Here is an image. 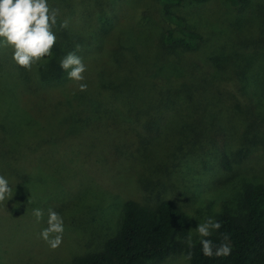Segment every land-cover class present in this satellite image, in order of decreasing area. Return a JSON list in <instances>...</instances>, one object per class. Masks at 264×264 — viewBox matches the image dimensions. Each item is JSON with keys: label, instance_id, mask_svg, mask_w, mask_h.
<instances>
[{"label": "rangeland", "instance_id": "1", "mask_svg": "<svg viewBox=\"0 0 264 264\" xmlns=\"http://www.w3.org/2000/svg\"><path fill=\"white\" fill-rule=\"evenodd\" d=\"M50 6L59 15L49 56L25 70L12 61L9 48L0 47V175L12 188L11 199L0 202V264H73L76 256L100 252L118 233L127 199L148 205L161 199L176 202L190 217L193 244L199 238L190 229L197 222L221 214L242 216L246 185L264 186V0L237 7L227 0L167 6L159 0H50ZM161 8L203 34L197 50L162 45ZM61 20H67V28H58ZM112 34L130 38L138 55L135 76L104 51L105 36ZM70 51L86 65L82 82L102 91L91 101L109 114L115 130L129 125L133 116L151 121L145 129L149 134L137 131L153 153L152 163L141 167L149 153L130 149L123 155L124 146L115 149L112 160L103 154L90 161L85 147L102 142V131L99 125L83 129L97 116L84 123L76 113L67 127L57 112L48 134L31 125L18 103L16 108L3 100L17 96L22 103L28 91L54 92L61 86L77 91L81 82L67 79L59 67ZM81 93L70 98V107L73 99L80 102ZM23 126L28 130L23 132ZM184 137L187 147H181ZM125 159L135 173L121 169ZM121 178L130 185L127 194L116 190L125 182ZM33 208L44 213L39 222ZM48 209L64 219L56 249L39 237ZM151 264L190 263L179 253Z\"/></svg>", "mask_w": 264, "mask_h": 264}, {"label": "trees", "instance_id": "2", "mask_svg": "<svg viewBox=\"0 0 264 264\" xmlns=\"http://www.w3.org/2000/svg\"><path fill=\"white\" fill-rule=\"evenodd\" d=\"M159 1L162 5L167 6L182 0ZM195 1L205 2L207 0ZM227 1L231 6L237 7L247 0ZM158 21L165 29L161 36V43L165 47L170 49L182 47L185 50H197L199 48L204 38L203 34L189 27L186 19L182 16L161 8L158 11ZM119 30L125 36V33L121 29ZM122 39L123 37L114 34L105 36L103 49L108 56L116 61L118 66L122 67L123 72L135 76L133 71L138 55L131 46L130 38L126 37L124 40L126 43ZM139 78H142V76H139ZM70 88L57 87L54 92L50 91L51 93L44 90L28 91V94L25 95V102L22 103L17 96H9L7 100H3L16 105V108L18 103L22 108L21 113L27 117L31 125L40 127L43 133L48 134L53 133V128L57 122L53 114L57 112L61 115L62 124H68L67 127L73 126L71 120L76 113L84 123L97 116V122L92 120L86 123L88 126L83 129L84 131L91 128L92 125H99V128H101L99 131H102V142L90 143L88 149L85 147L87 150L86 158H89L90 161L91 158H95L97 161L103 154L108 157L106 159L112 160L115 156V149L124 146L123 155L129 154L130 149L141 153H149L150 157L148 159L144 156L148 161H141V167L150 162L152 163L153 153L149 151L151 149L146 147L145 141L142 140L140 133L137 131V129H141L143 133L149 134L145 129L150 128L151 121L138 122L136 121L137 116H133L131 123L123 126L121 131L118 132L115 130L113 122L109 120V114L98 111L93 101H91L94 96H102V91L92 88L89 84L86 90L81 91L80 102L73 99L74 101L71 102L73 107H70L68 101L80 91L77 88V91L69 92ZM36 93L37 98L34 95ZM31 96L36 98L37 102L29 106L27 102ZM40 101L49 102L46 107H40ZM44 117L49 118L45 121ZM53 120H55V123ZM160 121L156 125L155 130L157 132L162 130L164 120ZM21 128L18 127L17 130H21ZM25 130L28 129L23 126V132ZM122 133H124V138ZM57 135L59 136V133ZM180 143L181 147H187L186 137L181 139ZM96 151L99 154H96ZM86 161L88 160L86 159ZM134 168L135 166L131 165L129 160L126 159L121 166L124 172L131 170L135 173L136 169ZM20 169H22L21 166ZM125 174L127 175V173ZM132 174L130 172L127 176L130 177ZM114 176L119 175L114 174L111 177ZM113 184L115 183L109 184V187H113ZM129 186L125 181L122 186H117L116 190H121L127 194ZM244 207L245 212L240 217L229 214L219 215L217 221L221 223V228L209 237L216 245L229 243L231 253L226 257H206L200 251L199 241L191 249L185 243L188 238L190 217L176 202L171 199H161L153 205H148L135 199H127L122 204V222L118 233L106 242L103 250L76 256L73 259V264H151L164 261L169 256L179 253L186 256L189 252H191V259L188 260L190 264H264V186L262 184L246 185ZM225 235L228 237L227 240L224 239Z\"/></svg>", "mask_w": 264, "mask_h": 264}, {"label": "clouds", "instance_id": "3", "mask_svg": "<svg viewBox=\"0 0 264 264\" xmlns=\"http://www.w3.org/2000/svg\"><path fill=\"white\" fill-rule=\"evenodd\" d=\"M58 9L50 6V0H0V47L11 50V59L19 67L30 70L43 58L51 54V49L56 43ZM67 20L59 21L58 28L65 29ZM78 49V46H77ZM59 67L66 73L69 80L78 83L80 91L87 88L83 83L86 65L75 52L66 53L59 60ZM12 188L9 180L0 175V202L11 199ZM37 222L44 213L40 208H33L31 213ZM195 219V213H190ZM46 227L42 228L39 237L51 249L58 248L62 243L64 232V219L53 209H48ZM221 228V223L212 217H207L203 222H197L194 230L199 238L200 251L206 257L228 256L231 253L229 243L216 245L209 237ZM224 239L228 237L225 235ZM187 245L191 249L194 244L191 235L187 238ZM191 259V252L185 256Z\"/></svg>", "mask_w": 264, "mask_h": 264}]
</instances>
